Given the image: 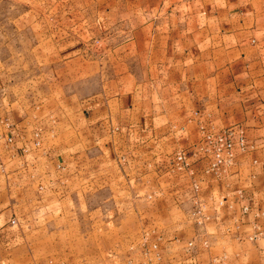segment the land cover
<instances>
[{
  "label": "crops",
  "instance_id": "0c3cea01",
  "mask_svg": "<svg viewBox=\"0 0 264 264\" xmlns=\"http://www.w3.org/2000/svg\"><path fill=\"white\" fill-rule=\"evenodd\" d=\"M97 4L103 21L114 25L104 36L108 42L58 64L61 88L39 103L37 117H0V249L24 254L17 251L20 256L6 263L48 264L31 258L33 249L61 252L73 249L67 239L74 231L95 234L93 195L85 196L86 209H80L82 179L89 188L97 167L142 151L161 157L126 160L124 168L139 161L134 190L164 193L148 195L153 200L144 209L143 196L103 197L119 204L118 210L103 208L104 223H118L100 228L109 264L115 256L130 262L128 244L148 232L157 235L160 257L154 264H264V238L235 236L264 222V0ZM236 123L244 128L247 151L223 178L201 175L204 160L192 153L200 127ZM178 150L193 175L174 165ZM158 165H172L173 174L158 176ZM198 177L194 191L190 181ZM32 184L45 192L30 195ZM193 195L209 215L202 226L190 214ZM216 198L224 202L216 205ZM83 215L92 223L80 229L74 223ZM42 217L54 225L36 224ZM127 217L134 226L123 224ZM201 229L207 245L195 238L185 251L187 239Z\"/></svg>",
  "mask_w": 264,
  "mask_h": 264
},
{
  "label": "rangeland",
  "instance_id": "374dc122",
  "mask_svg": "<svg viewBox=\"0 0 264 264\" xmlns=\"http://www.w3.org/2000/svg\"><path fill=\"white\" fill-rule=\"evenodd\" d=\"M98 1L0 0V117L30 116L32 118V115L37 117L40 114L39 103H43L50 93V97H52L61 88V85L57 84L56 67L58 64L63 59L72 57L73 53L97 51L108 42L104 36L114 25H109L103 21L102 8L98 7ZM49 112L54 114L53 107ZM147 155L151 156L147 157ZM156 156L155 153L150 154V152L142 154V151L141 156L138 151L128 155L123 153L118 156V159H115V162L101 165L95 169L91 187L88 188L87 179L83 178L78 194L83 195L80 201V209L82 212L86 209L85 196L93 195V200L89 205L96 209L95 216L93 215L95 234L74 231L75 233L69 234V239H67L73 245V249H64L61 252L52 249H33L31 258H34L36 262L44 261L48 264H55L60 260L65 264H109V252L102 247L103 242L106 241H103L100 228L103 224L118 225L117 219H114L116 220L114 222L108 218L104 223L103 213L108 209L118 210L119 204L117 201L108 203L102 199L106 195H138L143 196V209L150 208V202L153 199L148 195H163L158 194L160 189L152 191L143 187L135 191L136 179L134 175L136 173L134 170L139 161H135L125 168L124 166L126 160L129 163L132 160H145V163H151V160L160 159L161 154L159 153L158 158H155ZM157 162H161V160ZM151 167L149 164L145 169ZM178 168L180 170L181 167ZM172 169V165L166 167L158 165V169L155 168L157 175L163 174L161 176L163 178L165 175L173 174ZM109 177L111 180H108ZM147 186L150 187V185ZM42 191H39V187L32 184L28 193L40 195L45 192ZM171 194L173 193L171 192ZM131 207L134 208L133 204L128 202L127 208ZM103 208L106 209L103 210ZM146 220L143 219L144 222ZM53 222L54 219L52 218L42 217L37 220L36 224L52 226L54 225ZM91 223L92 221L83 215L76 219L74 225L80 229H85ZM123 224L128 227L129 225L134 226V218L127 217ZM142 235L147 236L148 242L157 239V235L155 234V236L150 232ZM142 235L132 240L130 245L127 241L128 254L126 255L128 257L126 259L129 258L131 261L126 264H139V260L145 257L139 245ZM131 236L133 237L134 234ZM88 241L91 243L89 249L87 248ZM18 249L12 250L10 253L0 249V264H7L6 262L10 259L13 260L20 256L19 254L14 255L17 251L23 254L22 249ZM70 253L72 254L71 259L69 258ZM149 254L146 256L149 257ZM121 258L118 259L115 256L110 263L124 264L122 262L123 256Z\"/></svg>",
  "mask_w": 264,
  "mask_h": 264
},
{
  "label": "built area",
  "instance_id": "2783aa9c",
  "mask_svg": "<svg viewBox=\"0 0 264 264\" xmlns=\"http://www.w3.org/2000/svg\"><path fill=\"white\" fill-rule=\"evenodd\" d=\"M6 140L11 141V136H7ZM37 142L38 141L35 140V143ZM192 146V153L204 160V166L201 168L200 174H207L216 180L223 178L229 168L234 164L237 156L244 154L248 149L244 128L238 123L217 129L200 127L198 141ZM173 161L175 166L184 168L190 176L193 175L192 169L189 166L190 163L187 162L185 153L182 150L175 152ZM200 179L201 177H198V179H191L190 183L194 191L198 190ZM192 201L193 205L192 210L190 211L191 217L196 225L202 226V224L208 220L209 215L203 211V205L198 203L196 195H193ZM223 202L224 200L221 198L215 199L216 205H220ZM243 208L244 210L246 209V207ZM202 229L195 234V236L187 239L185 251H191L195 238H197L202 245H207V238ZM235 236L238 238L243 237L251 241L263 239L264 222L262 224H256L254 222L252 223V228L249 233L245 235L236 234ZM146 237V235H142L140 238L141 243L139 245L141 246L142 253L145 257L139 264H154L160 257L158 242L157 239L156 241L153 240L148 242ZM147 254L150 256L147 257Z\"/></svg>",
  "mask_w": 264,
  "mask_h": 264
}]
</instances>
